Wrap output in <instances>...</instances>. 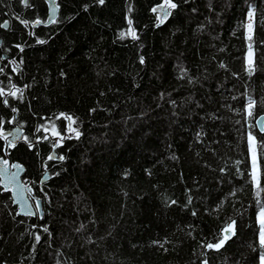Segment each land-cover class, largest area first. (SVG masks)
<instances>
[{"label":"trees","instance_id":"trees-1","mask_svg":"<svg viewBox=\"0 0 264 264\" xmlns=\"http://www.w3.org/2000/svg\"><path fill=\"white\" fill-rule=\"evenodd\" d=\"M172 2L57 0L34 27L45 0H0V158L43 211L0 184V264H261L264 0Z\"/></svg>","mask_w":264,"mask_h":264},{"label":"water","instance_id":"water-1","mask_svg":"<svg viewBox=\"0 0 264 264\" xmlns=\"http://www.w3.org/2000/svg\"><path fill=\"white\" fill-rule=\"evenodd\" d=\"M48 7V14L45 21H39V23L34 22L32 25L34 27L37 26H49L57 21L58 15H59V5L57 4V0H45ZM161 6L166 7L165 3H161L156 6L157 13L160 18H163V11L164 8ZM168 11L171 13V9H168ZM170 14L168 15V17ZM167 17V18H168ZM5 27H7V24H5ZM2 40L0 39V46H1ZM2 66V61L0 60V69ZM257 127L261 133L264 132V114L260 115L256 121ZM3 136L6 138V148L5 152L7 154L8 149L10 146H16L21 141L23 136V129L21 126L15 125L10 130L5 131ZM53 157H56L55 152H53ZM4 161H7V164L4 163ZM4 169H7V171H3ZM25 166L18 163V162H12L10 158H0V184L1 187L4 189V191L10 192L11 197L13 200V204L18 209V214L24 217L28 216H36L37 214H42V204L39 199H36L34 194L31 191V188L26 184V179L24 178L25 175ZM13 174L15 176L13 177ZM46 177L44 178V180ZM40 202V207L37 209V202ZM31 210L34 214L28 215L26 214L27 211ZM230 240L233 236V233H228ZM14 264H23V263H14Z\"/></svg>","mask_w":264,"mask_h":264},{"label":"snow or ice","instance_id":"snow-or-ice-1","mask_svg":"<svg viewBox=\"0 0 264 264\" xmlns=\"http://www.w3.org/2000/svg\"><path fill=\"white\" fill-rule=\"evenodd\" d=\"M26 2H27V0H25V3ZM104 2H105V0H99V3L100 4H103ZM165 5H166V7L161 6L162 8H164L163 18L158 17V20H159V23L160 24H163L165 22V20L167 19L168 15L170 14V12L168 11V9H174V8L177 7V5L172 2V0H165ZM152 11L153 12H156L157 11V8H153ZM249 17L250 18H254L255 17V10L254 9L249 12ZM23 23H27V22H23ZM37 23H39V21H37ZM129 25H131V21H129ZM252 27H253L252 24H249L248 25V28L249 29H252ZM128 34L131 35L133 38H136V33L134 31H131L130 30ZM120 35L123 37L125 35V33L122 32ZM248 38L250 40L252 39L251 36H249ZM38 42L39 43H43V41H38ZM249 51L251 52V46L249 48ZM140 62L141 63L144 62L143 57L140 58ZM249 64H250L249 72L251 74V71H252V69H251V61L249 62ZM0 71H2V69H0ZM0 95H3V92H0ZM4 102L7 103V101H4ZM253 105H254V102H252V104L249 105V108H251ZM249 114H251V113L249 112ZM251 139H254V138L250 137V140ZM50 159H51V157H50ZM4 163L7 164V161H4ZM3 171L6 172L7 169H4ZM0 174H3V173H0ZM14 176H15V174H13V177ZM253 180L254 181H257V176H256L255 172L253 173ZM172 203H175V201H172ZM36 206H37V209H39V207H40V202L39 201L37 202V205ZM26 214L33 215L34 213L31 210H29V211H27ZM260 223H261L260 244H261L262 247H264V207H262V209H261ZM234 224H235V222H233V224L229 225L228 228H226V229L223 230L224 236H223L222 239H220L215 244H208L207 247L210 248V249H219V248L223 247V245L226 243V241L230 238L229 235H228V233H230V232L234 233ZM45 231H47V229H45ZM36 239H37V241H39V237L38 236L36 237ZM260 261H261V264H264V255H261ZM205 264H207V261H205Z\"/></svg>","mask_w":264,"mask_h":264},{"label":"rangeland","instance_id":"rangeland-1","mask_svg":"<svg viewBox=\"0 0 264 264\" xmlns=\"http://www.w3.org/2000/svg\"><path fill=\"white\" fill-rule=\"evenodd\" d=\"M252 11V10H251ZM249 24H252L253 25V18H250L248 16V22H247V27H246V34H247V37L249 36H253V29H254V25L252 27V29H249L248 28V25ZM249 39V38H248ZM250 48V47H249ZM249 48H248V52H247V60L250 62L253 60L254 58V50L251 46V52L249 51ZM250 152H251V157L252 159L255 161L257 159V152H256V147H255V140L254 139H251L250 140ZM256 176H257V172L254 171Z\"/></svg>","mask_w":264,"mask_h":264}]
</instances>
